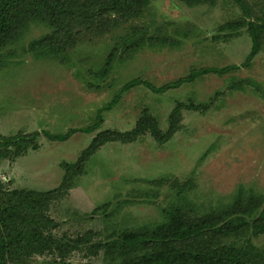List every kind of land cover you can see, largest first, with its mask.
<instances>
[{
	"label": "rangeland",
	"instance_id": "rangeland-1",
	"mask_svg": "<svg viewBox=\"0 0 264 264\" xmlns=\"http://www.w3.org/2000/svg\"><path fill=\"white\" fill-rule=\"evenodd\" d=\"M248 1L253 8L264 5L262 0ZM240 16L239 7L228 0L193 7L179 0H150L140 19L105 33L84 32L64 55L42 57L29 52L28 45L53 29L31 22L24 37L0 51V135L63 133L88 126L98 109L136 77L162 86L193 69L240 64L251 47L247 31L229 41L214 38L221 24ZM132 24L172 42L127 49L140 35L133 33ZM114 47L111 71L103 77L98 72ZM242 80V86L232 87ZM179 103L209 107L184 108L179 130L166 142L147 132L129 143L103 145L66 197L51 206L50 214L60 224L55 233L75 238L93 232L97 241L114 230L162 221L163 209L179 197L202 212L226 205L239 190L264 197V48L249 67L224 75L205 74L163 93L134 87L102 112L100 127L91 133L77 132L66 141L40 134L38 149L11 162L0 158V182L10 178L11 188L53 189L64 174L61 163L74 162L99 131L133 129L144 111L166 131ZM174 180L190 186L179 195ZM108 202L106 209L93 212ZM254 243L264 247V235ZM103 257L74 251L61 264H103ZM58 262L50 255L34 260Z\"/></svg>",
	"mask_w": 264,
	"mask_h": 264
},
{
	"label": "trees",
	"instance_id": "trees-1",
	"mask_svg": "<svg viewBox=\"0 0 264 264\" xmlns=\"http://www.w3.org/2000/svg\"><path fill=\"white\" fill-rule=\"evenodd\" d=\"M193 7L215 5L219 0H179ZM237 5L241 16L219 26V34L229 41L243 29L251 38V47L240 64L208 66L193 69L188 75L162 86L136 77L127 81L120 92L107 105L98 109L94 123L72 127L63 133L48 130L18 132L0 135V158L15 161L29 150L39 148L38 136L43 134L52 141H66L77 132L91 133L102 121V112L111 109L122 93L143 85L156 93H163L191 82L205 74L224 75L249 67L264 48V5L253 8L248 0H228ZM264 1V0H262ZM150 0H0V51L18 42L31 22L50 26L51 33L31 41L29 52L35 56L64 55L75 46L84 32L105 33L121 25L140 19ZM132 28L135 29L132 24ZM140 34L126 44L127 49L145 43L166 45L167 36L151 34L147 27H138ZM222 33V34H221ZM169 40V41H168ZM117 47L107 56L98 72L105 77L112 68ZM4 60L0 56V65ZM237 81L234 86H242ZM207 109L209 104H177L171 111L169 126L163 131L156 119L144 111L133 129L99 131L74 162H62L61 182L53 189L39 191L11 188V179L0 182V264H34L37 256L50 255L64 263L74 251L87 250L89 254H103V264H264V247L254 238L264 235V197L245 194L239 190L234 198L220 208L202 212L179 197L176 204L163 209L164 219L152 224L112 231L103 239L94 241L93 232L71 238L55 231L59 222L50 214L51 206L68 194L76 178L84 174L88 161L109 142L129 143L150 132L160 142L168 141L180 128L184 108ZM178 194L189 188L174 180ZM110 206V202L97 206L93 212Z\"/></svg>",
	"mask_w": 264,
	"mask_h": 264
}]
</instances>
